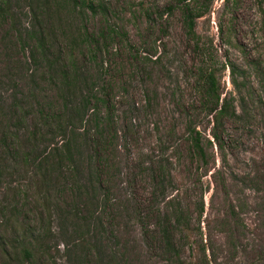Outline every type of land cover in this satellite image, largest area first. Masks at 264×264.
Instances as JSON below:
<instances>
[{"label": "rangeland", "instance_id": "1", "mask_svg": "<svg viewBox=\"0 0 264 264\" xmlns=\"http://www.w3.org/2000/svg\"><path fill=\"white\" fill-rule=\"evenodd\" d=\"M102 2L0 0V264H264L263 1ZM78 28L117 35L81 63L89 111L66 126L80 99L63 108L57 82L83 61ZM203 71L230 102L218 124Z\"/></svg>", "mask_w": 264, "mask_h": 264}, {"label": "trees", "instance_id": "2", "mask_svg": "<svg viewBox=\"0 0 264 264\" xmlns=\"http://www.w3.org/2000/svg\"><path fill=\"white\" fill-rule=\"evenodd\" d=\"M264 3V0H262ZM182 2V1H181ZM72 10L76 14H82L85 11H90L94 13L96 11V8L103 9L104 4L102 0H71ZM183 21L185 24V28L187 29V32L189 34L194 35V23L195 19L198 17L197 14H194L193 11L190 10L189 6L186 5L183 12ZM83 31V32H81ZM117 34L109 28V30L99 31V32H92L89 33L86 31L85 28H78V34L77 37L81 38V40L77 43L78 46H82L84 50L82 49V60H78L79 58H74L72 54H70L71 59L69 61V65L67 67V70L63 72L62 77L58 80L59 89L64 92L65 94L62 95V107L67 108L69 103H72L75 98L79 96L80 106L73 111L70 118H68L65 121L66 126L72 123V120L74 119V115H82L84 113L89 111V107L87 105L88 97L90 96V92L94 87V84H91L87 78V76L81 77L82 73L88 74V69L86 70L83 66H81V63L84 65L95 63L97 55L100 53V44H103L107 41H109L113 36H116ZM75 40L72 41V44L74 45ZM38 51L36 50V57L39 55L41 57H45V51L42 49V47L36 46ZM33 61H35V58H32ZM241 70L235 66L231 65L230 67V77H231V83L235 90H239L240 85L238 84V81L236 79V76H239L241 74ZM198 83L200 84L201 91L203 93L202 100L203 103H208L212 105L211 111H213L215 122L218 124L220 120H222L223 117L228 114V109L230 108V102L227 99H222L220 102V93H219V83L217 81L216 75L212 71H203L200 74V77L198 79ZM87 91V95H85L82 98L81 92ZM96 101L95 97H93ZM103 102V101H102ZM70 114V113H69ZM84 115L82 117L84 118ZM92 117L97 118L98 112L93 111L91 112ZM59 128L65 129L64 126L60 124ZM189 132L193 133L195 136H192L191 139L193 141L192 147L195 148L198 154L203 156L202 149L199 147V134L198 132H195L194 130H189ZM76 145L74 144V137H71L68 141H66L62 146H60V149L65 152L66 157L69 159L68 162L73 163L74 161L68 156V153L71 149L75 148ZM57 151V149H56ZM74 164V163H73ZM202 210V209H201ZM176 221L178 222L182 218V212L180 209L176 211ZM231 214H234L233 211H231ZM65 218V215H64ZM71 230L73 231V234H77L79 232V226L76 225L72 227ZM44 236L45 230L41 231ZM67 242H70L67 240ZM167 246L169 244L167 243ZM22 253L24 256V259L26 261L32 260V251L30 248H24L22 249ZM76 264H87L84 256L80 255L77 257L74 261ZM23 264V262H22ZM27 264V263H25ZM177 264V263H176ZM181 264V263H179Z\"/></svg>", "mask_w": 264, "mask_h": 264}]
</instances>
